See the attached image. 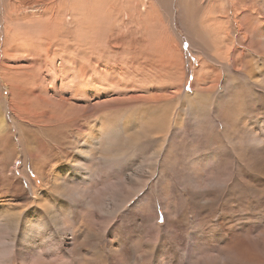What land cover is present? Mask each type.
<instances>
[{"label": "rangeland", "instance_id": "374dc122", "mask_svg": "<svg viewBox=\"0 0 264 264\" xmlns=\"http://www.w3.org/2000/svg\"><path fill=\"white\" fill-rule=\"evenodd\" d=\"M34 1L0 0V210H32L49 187L40 172L61 168L72 197L49 193L62 225L42 219L33 259L0 222V264H264V56L245 31L264 23V0L233 9L234 0H81L78 10L75 0H50L47 24L33 16L42 13ZM209 25L227 32L221 42ZM227 45L239 55L217 60ZM61 67L82 70L102 95L67 94ZM228 76L233 86L218 102L206 91L204 111L175 105L169 134L158 141L151 131L108 164L103 144L128 135L106 136V114L141 113L180 86L220 94ZM92 116L100 130L88 157L77 156L83 181L64 166Z\"/></svg>", "mask_w": 264, "mask_h": 264}, {"label": "bare ground", "instance_id": "6f19581e", "mask_svg": "<svg viewBox=\"0 0 264 264\" xmlns=\"http://www.w3.org/2000/svg\"><path fill=\"white\" fill-rule=\"evenodd\" d=\"M75 1H76V5H77V10H78L79 7H81L82 2H81V0H75ZM232 1L233 0H231V2ZM52 2L53 1H50V0H36L33 3H30V4H32L31 9H37L38 11L39 10L42 11V13H34L33 16L37 17L38 18L37 20H39L41 18H46L44 20V22L46 24L48 22H50L51 20H52L51 22H53V20H54V12H53L54 7L52 5ZM239 3L240 2L238 0H234V2L231 4L232 9H233L234 4H236L235 6L239 7ZM76 5L74 7L75 11H76V9H75ZM77 18H78V16H76L75 21H77ZM79 20H81V19H79ZM211 22H213V20ZM235 24H236V26H235L236 29L239 30L238 32L240 34H242L244 31H242V29L240 28V26L237 25V23H235ZM211 26L213 28L214 33L219 35L217 33L218 28L214 27V25H209L210 28H211ZM214 28L216 30H214ZM220 30H219V32H220ZM245 31L248 33L247 42H249L253 46V48L255 49L257 54L264 56V23H261V24L258 23L256 26L250 25L245 29ZM226 33L227 32H223L221 35H219V38H218L219 41H220V38H222V36ZM171 50H173V49H171ZM174 50H175V48H174ZM219 52L222 55L217 60H224L226 62H229L232 58H235L239 55V52L235 48L231 49V47L229 48L228 45H227V49H225V51L223 50V53L221 51H219ZM180 62L178 59V63L181 66ZM247 64L252 65L251 69H254V68L258 69V65L252 61L248 62ZM71 66H69V67H71ZM224 70L227 72V68L225 65H224ZM59 74L62 76V79L59 81V82H61L60 87H61V89L67 88L68 89V90H66L67 94L70 91H75V92L79 93L80 96L84 98V100H87V98H90L93 95L94 96H101L102 95L99 93V91L94 89L95 87L93 86V81L89 80V77L87 79L85 73H83L82 70L79 72L78 75L75 76V73L72 74L67 70H63V68H62V71ZM240 74H242V72H240ZM72 75L75 77L70 78ZM196 76H198L196 78V82H198L200 74L196 75ZM68 78H70V82H66V80ZM233 79L234 78H232L231 76H228L226 78L225 89L220 94L216 93L215 86H212L210 91L206 90V89H202L200 91H197L198 89L195 86V88L193 89V93L188 95V94L183 93V91L181 93L179 92V89H181V86H180L179 89H177V93H175L176 92V90H175L174 94L170 98L155 100V102H152V103H147V102L143 103L142 102L143 104L139 105L142 109V110L140 109L141 113H137V114L134 113V115L129 114L126 116V115H122L121 114L122 112L120 110H117L118 112H111L109 114H106L107 115V121H108L107 125H106V129H105V133H104L106 136H107L108 132H116L118 134L120 132V130H124V131L126 130L127 131L126 133L128 135L126 143H120L119 141H117V139H113L112 141H108L106 144H103V147L106 148L105 149L106 150L105 156L108 159V164L117 160V159H115V157H124L125 152H122V151H124V149L128 145L131 146V145L138 144L144 136L151 135L150 134L151 131H156L155 135L151 136V138L158 137L157 138L158 141L161 139V137L164 134L165 135L169 134L171 132V129H172L173 121H177L176 119L171 120V116L169 115V113L171 111L170 109L175 107V105H178L179 107L186 106L189 108V110L192 113L197 110L196 108L200 109L201 111H204L206 108L204 106L205 103L202 99L203 93H205L207 91L206 92V94L208 93V95L206 96L207 98L208 97L212 98V97H214V95L218 94L216 96L217 100H215L216 102H218V100L221 99V97L225 93H226V95L229 93V88H231L233 86V84H232V82H234ZM262 80H263V78H262ZM193 82H195V80ZM78 83H81V86H79ZM257 84H259L260 88H262V90H264V82L259 81V82H257ZM79 87L81 88V90L79 89ZM204 99H206V98H204ZM75 100H76V97H70V99H69L70 103L75 102ZM201 100H202V104H201ZM211 102H213V101H211ZM203 103H204V105H203ZM213 104H214V102H213ZM198 105H200V106H198ZM210 105H211V103H210ZM70 106H72V104H70ZM143 109H147V112L146 113L143 112ZM77 110H79V109H77ZM222 110L224 111V109H222ZM228 112L229 111H227V113ZM229 114H230V112H229ZM47 115L48 114H45V115H43V117L45 118ZM63 115L64 116L61 117L62 119H66L69 117L68 112L64 111ZM43 117H41V118H43ZM221 118H223V117H221ZM49 119L51 120V119H53V117L50 116ZM3 123H1V124H3ZM85 123H86L85 131L82 128L81 130H79L77 132L79 142H77V144L74 147L75 157H72L64 166V168L68 170V169L72 168V165H74V168L77 171L76 172L77 178H80L83 181H85L88 178V174H84L82 172V170L85 173H88V172L83 169L82 165H80L81 159L77 156H84L85 158L88 157L87 155L89 154L90 149L95 147V145L98 144V142L96 140L99 136V130H100V125L98 124L99 121L97 120V116H92L91 120H85ZM116 123L120 124V126H116ZM175 124H176V122H175ZM226 125H227V119L225 120V126ZM1 128H3V127H1ZM226 128H227V126H226ZM56 147L61 148L60 144L59 145L56 144ZM61 149H64V148H61ZM39 172H40V170H39ZM40 174H41V176H45L47 178L48 183H49V187L47 189H44L43 191L42 190L40 192L37 191L38 193L36 192L37 194H35L36 195L35 196V207L32 210H30L28 212H23V213H18V212L13 213L12 211L10 212L9 208H2L0 210V222H1V224L5 225L7 227L9 234H10V237H13V240L15 242L19 241V243H17V251L24 248L20 244V239H22V244L25 247H28L23 252H25L27 256H30V259H33L34 257H36L38 255L36 252V249L32 247L33 241L37 238H40V241L43 242L46 238V236L44 234L45 228L42 225V219L43 218L53 219L55 226H57V227H61V225H62L59 222L58 217L55 214V211H53V209H50L51 197H50L49 193H53V195H56V197H58V196L72 197V195L67 193V191H66L67 189L63 188L64 182L62 181V176H63L62 168L58 169V170H52V172H50V173L47 172L46 173L47 175H45V173H43V172H40ZM70 200L72 201V199H70ZM129 200H130V198L122 199L120 203H123L122 205H125ZM0 249H1V251L5 250L4 246H2V247L0 246ZM1 251H0V254H2Z\"/></svg>", "mask_w": 264, "mask_h": 264}]
</instances>
